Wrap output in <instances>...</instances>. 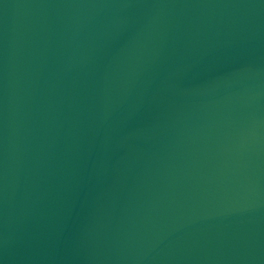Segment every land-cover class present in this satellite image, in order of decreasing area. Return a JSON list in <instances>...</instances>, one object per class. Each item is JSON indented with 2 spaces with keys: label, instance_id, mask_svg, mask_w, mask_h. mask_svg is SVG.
Masks as SVG:
<instances>
[{
  "label": "water",
  "instance_id": "1",
  "mask_svg": "<svg viewBox=\"0 0 264 264\" xmlns=\"http://www.w3.org/2000/svg\"><path fill=\"white\" fill-rule=\"evenodd\" d=\"M0 264H264V0H0Z\"/></svg>",
  "mask_w": 264,
  "mask_h": 264
}]
</instances>
